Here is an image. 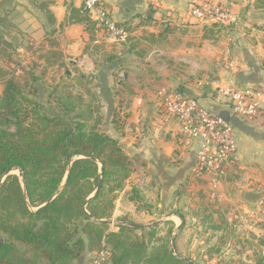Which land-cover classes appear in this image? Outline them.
Listing matches in <instances>:
<instances>
[{"label": "crops", "instance_id": "1", "mask_svg": "<svg viewBox=\"0 0 264 264\" xmlns=\"http://www.w3.org/2000/svg\"><path fill=\"white\" fill-rule=\"evenodd\" d=\"M193 2L225 8L231 21L188 20ZM104 5L126 27L125 44L103 38L81 0H0V38L13 45L21 37L52 39L64 61L90 82L89 109L95 100L101 130L118 141L133 166L116 202L135 217L133 204L123 200L135 189L167 217L162 221L180 227L181 239L195 226L201 242L187 237L181 256L194 260L192 247L203 245L201 239L224 240L231 227L255 230L243 218L264 210V104L257 124L231 118L236 155L211 193L208 178L193 174L195 144L163 114L158 95L178 92L218 115L228 111L218 88L264 84V0H104ZM227 57L230 71L224 69ZM231 215L238 221L231 222ZM181 239L176 247H183ZM81 260L77 263L86 258ZM15 261L34 264L29 254Z\"/></svg>", "mask_w": 264, "mask_h": 264}, {"label": "trees", "instance_id": "2", "mask_svg": "<svg viewBox=\"0 0 264 264\" xmlns=\"http://www.w3.org/2000/svg\"><path fill=\"white\" fill-rule=\"evenodd\" d=\"M77 100L63 94L55 108L45 110L26 98L15 81L5 83L0 96V264H14L16 243L40 252L48 264H73L86 251L102 250L109 252L110 264H188L167 243L150 247L151 240L139 237L127 219H117V230H109L106 222L131 174L130 160L117 140L97 128L99 116L79 112ZM134 192L130 200H140Z\"/></svg>", "mask_w": 264, "mask_h": 264}, {"label": "rangeland", "instance_id": "3", "mask_svg": "<svg viewBox=\"0 0 264 264\" xmlns=\"http://www.w3.org/2000/svg\"><path fill=\"white\" fill-rule=\"evenodd\" d=\"M20 39L21 40L16 39L14 42L15 45H13L0 38V96L3 92L6 81L10 79L16 82L18 88L24 92V96L26 98L38 102L45 110L55 108V101L56 99L59 100L61 95L64 94L67 96L71 94L73 98L78 99L76 101V105L79 108V112L82 110H92V118L94 116L98 117V110L96 109L98 106L95 104V100L92 103L91 109H89L88 106V104H90L88 92L92 90V86L89 84L90 82L86 80V78L82 77L80 73L78 74L73 67L64 61L61 52L51 41L52 39H24L22 37ZM230 63H232V61L227 57L224 64L226 67L224 68L225 70L230 71L232 69V66H228ZM263 85L264 84H261L260 86ZM227 86L232 87L233 85L231 84ZM260 86L256 88H259ZM219 89L220 88L217 90L218 93ZM158 99L160 109L162 110L159 95ZM85 117L87 118L88 114H85ZM98 118L100 119V117ZM93 119L90 121L89 126L93 124ZM100 125H98L97 128L101 130ZM130 168L133 170L131 162ZM12 173L17 175V172ZM209 186L212 191L211 193L217 190L210 184ZM122 191L116 194V198L113 202L112 217L109 220L112 222V224H109L110 231L117 230L115 228V222L117 219H127L135 225H143L142 223L144 221L146 223L153 224V220L158 221V219H161L160 223L156 225L157 227L155 228L152 236H148V230L151 228L144 229L143 231L139 230L136 234L142 239L144 238L143 240L145 241L149 238L151 240L149 243L150 247L158 246L162 242L164 244L167 243L169 250L173 248L174 254L181 258L183 257L180 255L182 250L184 253L186 252L184 250L185 244L183 240H186L187 237L193 236L194 240L199 241L200 236L197 234L195 226L185 230L186 232L181 239V232L179 234V232H177L178 230H175L176 227L174 228L170 222L162 221L167 217L164 216V214L163 216H159L156 212L157 209L154 210V207L146 203L143 196L137 190L134 194L137 193L140 200H130L133 194L132 190L126 198L123 197V200L126 199V201L133 204L132 206L135 209L133 210L135 211L134 213L136 216L134 217V215H131L129 212L127 213L121 202H116ZM116 205L120 209L121 214H117L114 217ZM215 216L220 218L219 214H215ZM147 217H150V219H146ZM245 217L246 218H243V220H245L248 224L251 223V226L255 230L242 229L239 231V229H233L231 227V229L226 230V234H228V232H230V234L224 236V240L215 239V241L209 243L213 240L212 238H210L209 241L201 239L204 244H196L192 247L190 256L193 257L194 260L191 259L190 261L194 264H264V210L260 209L257 211V209H255L252 217H248V215H245ZM230 219L231 222L238 221V219L234 218L232 215ZM3 238L6 239L7 237L3 236ZM180 239L184 245L182 247L178 244L176 247L175 241L179 242ZM13 254L17 261H20V259L29 254L32 257V262H34V264H48L44 256L41 255L40 252L33 250L30 246L17 248L15 245V252ZM95 254L96 253L86 251L80 259L73 262V264H78L77 262L81 259L84 260V258H86V261L80 263L89 264L95 258ZM14 264L18 263L14 260ZM19 264L21 263L19 262ZM26 264H30V262L26 261ZM104 264L110 263L107 261Z\"/></svg>", "mask_w": 264, "mask_h": 264}, {"label": "built area", "instance_id": "4", "mask_svg": "<svg viewBox=\"0 0 264 264\" xmlns=\"http://www.w3.org/2000/svg\"><path fill=\"white\" fill-rule=\"evenodd\" d=\"M82 10L93 22L102 37L114 43H126V27L114 22L104 5V0H81ZM187 19L197 23L229 24L231 15L225 8L209 2H193L189 6ZM231 66V63L228 64ZM231 118L257 124L262 116L264 104V85L259 88L239 90L227 86L219 89ZM162 112L166 117L174 118L181 126L182 133L195 144L196 160L193 174L207 177L209 184L217 189L223 175L224 166L236 155V136L231 124L223 122L193 98L181 93L160 92ZM89 264H104L109 253L102 250L95 254Z\"/></svg>", "mask_w": 264, "mask_h": 264}, {"label": "water", "instance_id": "5", "mask_svg": "<svg viewBox=\"0 0 264 264\" xmlns=\"http://www.w3.org/2000/svg\"><path fill=\"white\" fill-rule=\"evenodd\" d=\"M217 116H218L223 122H225V123H228V122L231 121L230 113H229L228 111H220V112L218 113ZM19 176H20V175H19ZM106 223H107V224H112L111 221H108V222H106ZM158 224H159V222H156V223H153V224H151V225H147V226H143V225H130V224H128V226H131V227L136 228V229H139V230H144V229H149V228L155 227V226L158 225ZM179 229H180V227H178L177 230H179ZM171 252H172V254H173L175 257H177L178 259H180V260H182V261H184V262H186V263H188V264H194V263H192L191 261H189V260H187V259H184V258H181V257H179V256H176V255L174 254V249H173V248H171Z\"/></svg>", "mask_w": 264, "mask_h": 264}]
</instances>
